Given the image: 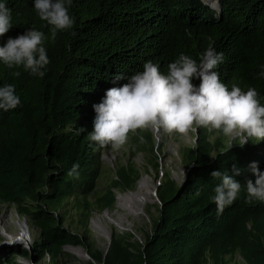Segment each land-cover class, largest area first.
<instances>
[{
    "label": "trees",
    "instance_id": "trees-1",
    "mask_svg": "<svg viewBox=\"0 0 264 264\" xmlns=\"http://www.w3.org/2000/svg\"><path fill=\"white\" fill-rule=\"evenodd\" d=\"M5 2L13 27L0 37V46L8 36L30 27L50 36L34 0ZM210 2L214 7L205 0H73L69 8L73 28L58 31L54 42L45 41L50 63L43 78L22 67L9 69L0 61V86L13 84L21 100L14 110H0V201L14 202L39 226L30 249L6 246L0 264H13L16 252H34V264L45 256L51 264H66L65 244L84 247L90 259L79 264H226L235 253L245 264H264V203H247L243 187L248 179L255 181L250 162L257 161L264 170V141L251 138L243 147L239 140L226 145L220 138L210 141L209 128H197L199 139L183 150L185 161L192 164L184 181L178 185L166 176L158 184L159 213L143 242L130 233L112 231L102 250L87 227L90 204L110 206L113 187H130L138 176L131 162H121L111 183L93 201L88 199L102 165V147L87 135L96 115L92 106L107 89L126 82L116 76L142 71L146 61L167 74L168 64L180 53L198 62L212 47L224 54L214 70L229 90L233 84L243 91L255 87L264 104V79L257 78L264 65V0ZM13 71L21 75L14 77ZM193 83L200 80L194 78ZM80 127L85 131L78 133ZM138 140L144 148L143 140ZM147 142L152 149L153 142ZM150 162L157 166L153 157ZM73 163L80 165L78 179L66 174ZM233 164L240 169L234 178L242 190L217 216L210 197L219 181L209 174L219 169L232 175ZM70 196L80 209L81 232L65 226L63 215L55 211Z\"/></svg>",
    "mask_w": 264,
    "mask_h": 264
},
{
    "label": "clouds",
    "instance_id": "clouds-1",
    "mask_svg": "<svg viewBox=\"0 0 264 264\" xmlns=\"http://www.w3.org/2000/svg\"><path fill=\"white\" fill-rule=\"evenodd\" d=\"M72 2L73 0H34L33 7L49 27L50 36L35 27H30L15 37L8 36L3 46H0V61L9 69L22 67L32 76L43 78L46 66L50 63L45 41L50 39L54 42L58 31L73 28L75 20L69 13ZM12 27L11 9L5 0H0V37ZM72 35L76 33L72 32ZM223 61L224 54L210 47L204 50L198 62L191 56L180 53L177 59L168 64L167 74H162L153 62L146 61L142 71H136L127 77L116 76V80L126 82L107 89L101 101L93 104L96 115L93 130L87 134L89 141L102 147L99 149L100 156L102 150L108 148L119 150L127 142L130 132L144 129L147 135L145 128L148 127L179 134L195 131L196 128L215 129L225 136L239 140L241 147L251 138L257 142L264 141V104L258 99L259 93L255 87H248L247 91H243L235 84L229 90L221 81L219 73L214 70ZM259 67L257 78L264 79V65ZM12 75L19 77L21 72L13 71ZM194 78L200 80L198 85L193 83ZM20 104V97L13 84L0 86V110H14ZM84 131L82 127L77 129L78 133ZM234 140H229L230 145ZM143 142L146 145L144 140ZM79 169V163H73L66 174L78 179ZM248 170L255 176V181L248 179L243 184L247 193L246 202L264 203V170L259 168L257 161L250 162ZM239 174L240 169L235 164L232 175L219 169L210 172V177L219 181L213 189L214 195L210 197L216 205L217 216L222 215L225 208L237 200L242 184L234 176ZM195 195H200L199 190ZM16 241L18 240L8 243Z\"/></svg>",
    "mask_w": 264,
    "mask_h": 264
},
{
    "label": "rangeland",
    "instance_id": "rangeland-1",
    "mask_svg": "<svg viewBox=\"0 0 264 264\" xmlns=\"http://www.w3.org/2000/svg\"><path fill=\"white\" fill-rule=\"evenodd\" d=\"M205 2L214 7L210 0H205ZM196 129L179 134L166 132L162 128L148 127L145 128L147 135L144 129H137V134L136 131L128 134L127 142L119 150L112 148L102 150L101 172L95 190L88 195L91 201L116 177L117 165L120 162H131L138 170V176L130 187H113L114 202L110 206L98 208L95 204H90L87 227L96 247L105 250L112 231L130 233L140 242L144 241L146 233L153 232L160 204L156 188L166 179V176L178 185L184 181L188 167L192 164L185 161L183 150L188 146H193L199 139ZM208 137L210 141L220 138L226 145H230V141L234 140L230 136H220L218 130L215 129L208 133ZM237 138L241 139V137ZM137 139H143L146 142L144 148L140 146ZM147 139L153 142L152 149L149 148L150 143ZM210 155H213V151ZM152 157L157 162V166L150 162ZM142 184L144 186L139 191V186ZM55 211L58 215H63V223L69 229L83 231L82 224L77 221L80 209L76 207L71 196L67 197L62 205L56 207ZM38 233L39 226L29 214L20 213L14 202L0 201V255H3L6 246L12 244L30 249ZM11 240L18 241L9 244ZM63 247L68 253L66 264H79L90 259L84 247L79 244H65ZM16 253L13 264L35 263L34 252H30L29 255ZM38 264H51V261L48 256H45L38 261ZM226 264L245 263L241 255L235 253Z\"/></svg>",
    "mask_w": 264,
    "mask_h": 264
},
{
    "label": "bare ground",
    "instance_id": "bare-ground-1",
    "mask_svg": "<svg viewBox=\"0 0 264 264\" xmlns=\"http://www.w3.org/2000/svg\"><path fill=\"white\" fill-rule=\"evenodd\" d=\"M143 186H144L143 184L139 186V191L142 189ZM138 194H139V192H138ZM19 234H23V233H19Z\"/></svg>",
    "mask_w": 264,
    "mask_h": 264
}]
</instances>
